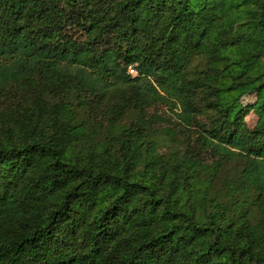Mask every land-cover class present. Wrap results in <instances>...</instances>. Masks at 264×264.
<instances>
[{"label": "trees", "instance_id": "trees-1", "mask_svg": "<svg viewBox=\"0 0 264 264\" xmlns=\"http://www.w3.org/2000/svg\"><path fill=\"white\" fill-rule=\"evenodd\" d=\"M0 264H264V0H0Z\"/></svg>", "mask_w": 264, "mask_h": 264}, {"label": "rangeland", "instance_id": "rangeland-1", "mask_svg": "<svg viewBox=\"0 0 264 264\" xmlns=\"http://www.w3.org/2000/svg\"><path fill=\"white\" fill-rule=\"evenodd\" d=\"M127 70L131 77L137 76L136 71L132 67ZM256 101L257 98L255 94L244 95L240 98V103L245 107L254 105ZM175 113V109L163 105L147 109L143 113L149 139L159 145L158 152L161 154L167 155V153L171 150L174 145L172 142L173 137H177L175 138L177 140L181 138L179 126L180 121ZM78 117L79 119L88 121V114H86V112H80ZM124 121L126 124H135L137 116L129 113L124 117ZM256 122L257 117L252 112H250L245 118V123L250 129L255 126ZM194 132L196 131H193V133Z\"/></svg>", "mask_w": 264, "mask_h": 264}, {"label": "built area", "instance_id": "built-area-1", "mask_svg": "<svg viewBox=\"0 0 264 264\" xmlns=\"http://www.w3.org/2000/svg\"><path fill=\"white\" fill-rule=\"evenodd\" d=\"M131 67H129V69H130Z\"/></svg>", "mask_w": 264, "mask_h": 264}]
</instances>
